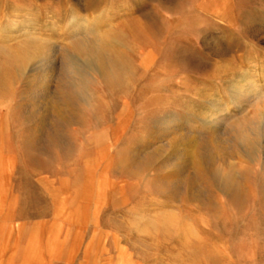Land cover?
Masks as SVG:
<instances>
[{"label":"rangeland","instance_id":"374dc122","mask_svg":"<svg viewBox=\"0 0 264 264\" xmlns=\"http://www.w3.org/2000/svg\"><path fill=\"white\" fill-rule=\"evenodd\" d=\"M31 38L54 80L0 58V264H264V135L226 131L264 120V0H0V48Z\"/></svg>","mask_w":264,"mask_h":264},{"label":"bare ground","instance_id":"6f19581e","mask_svg":"<svg viewBox=\"0 0 264 264\" xmlns=\"http://www.w3.org/2000/svg\"><path fill=\"white\" fill-rule=\"evenodd\" d=\"M72 45L78 49L83 60H86V61L91 60L93 62V64L96 66L97 72L107 83L112 84V85H119L121 83L122 74L125 70V66L123 63L124 61H122L120 57L105 50L99 40L98 41L96 40L88 41L85 39H80V40H75ZM45 51H47L45 49V46H42L40 43H38L37 40L31 38V39H25L23 41L18 42L12 48H0V58H2L3 61H5L7 64L13 66L16 69H19L22 71L28 70L30 72H33L34 74H38L41 81L43 80L50 81V79H53L52 78L53 76L50 75V72H49L51 71V68L49 65L48 66L46 65V62L41 57ZM0 73H2L1 67H0ZM240 89H238L237 93L233 94V96H235L234 97L235 103H237L238 100L240 101L242 98H245V97H247L249 100H254L256 102L261 98L259 90H257V88L254 85H249L244 90L242 89L240 90ZM62 92L63 91L57 94H55V92L52 93L48 97V100L53 101V102H59V100L66 101L69 98L68 97L69 95H65ZM260 110H262V107L258 109V111L254 114L253 118L250 121H248L246 124H241L237 128L235 127L226 128V131H228V135H227L228 140L232 142V144L237 143L241 148L243 149L245 148L247 150L246 152L247 154L248 152L250 151L252 152L254 150L258 142L257 139L260 136L264 135V120H260V121L257 120L258 119L257 114L259 113ZM206 125L213 127L214 130L218 129L217 131H219V129L225 128V125L221 122V119L205 121V126ZM260 125H261V128L258 127ZM220 177H221V181H220L221 186L224 191L233 190L235 193L239 192L237 183H235V181L233 180L234 178L232 176V173L224 174Z\"/></svg>","mask_w":264,"mask_h":264}]
</instances>
